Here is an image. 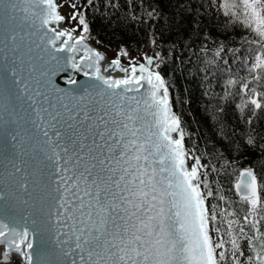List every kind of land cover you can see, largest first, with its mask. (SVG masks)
Instances as JSON below:
<instances>
[{
	"label": "snow or ice",
	"instance_id": "1",
	"mask_svg": "<svg viewBox=\"0 0 264 264\" xmlns=\"http://www.w3.org/2000/svg\"><path fill=\"white\" fill-rule=\"evenodd\" d=\"M33 5L45 7L34 11ZM67 6L73 11L65 17L58 14L53 0H0V13L9 19L17 11H31L39 20V29L32 21L34 30L27 43L15 27L0 31V100L7 102L0 107L9 117L6 120L0 113V122L16 126L7 128L3 140L12 154L5 157L8 164L0 173V202L15 201L25 210L19 219H0V261L264 264V163L259 173L254 167L239 173L235 188L246 205L243 217L226 219L234 215L227 209L218 217L215 207L210 210L205 203L213 192L207 173L200 172L201 160L192 156L194 163L186 164L189 153L183 144L184 131L179 116L170 109L165 80L160 71L146 67L154 57L145 55V63L138 67L131 63L130 71L113 59L110 66L124 72V78L101 75L99 62L104 56L84 43L85 34L90 38L85 10L95 7L94 0ZM219 8L228 18L225 32L231 26L242 33L239 46L221 42L214 51H202L209 63L222 61L229 65V72L230 65L237 64L246 73L239 81L230 76L225 82V96L232 95L227 88L237 83L244 93L236 105L243 119L249 105L264 111V91H257L264 89V0H222ZM62 21H76L78 27H48ZM40 29L46 31L37 43L31 36ZM227 39V35L221 37V41ZM81 49L78 62L75 53ZM159 57L156 53L155 58ZM66 66L83 71L95 82L78 94L54 87L52 77ZM155 67L159 69L160 64ZM145 86L147 91L141 93ZM127 92L141 95L126 96ZM245 122L251 125L252 118ZM218 123L217 134H222L223 143L228 135L226 125ZM237 134L243 146L253 151L259 147V158L264 161V143H257L264 137L234 130L233 135ZM229 143L238 152L243 147L233 140ZM213 232L217 233L215 240ZM37 236L44 247L34 243Z\"/></svg>",
	"mask_w": 264,
	"mask_h": 264
},
{
	"label": "trees",
	"instance_id": "2",
	"mask_svg": "<svg viewBox=\"0 0 264 264\" xmlns=\"http://www.w3.org/2000/svg\"><path fill=\"white\" fill-rule=\"evenodd\" d=\"M66 2L81 5V0ZM221 3L222 0H94L95 7L85 10L90 38L89 34L85 35L102 50L117 53V58L124 53H134L133 58H120L125 62L140 64L145 63V55L154 57L152 66L156 69L155 64H160L156 70L162 73L172 109L180 118L183 144L189 157L200 158L201 155L206 159L205 170L212 163V169L219 171L229 188L227 200L220 199L218 188L215 191L210 188L213 195L206 196V206L210 210L215 207L218 217L222 210L228 209L235 218H242L246 205L235 195L233 183L239 172L248 167H254L259 173L264 161L259 158V147L253 151L243 146L240 135L233 133L234 130L254 131L264 137V111L252 110L249 105L242 119L236 105L242 102L244 93L239 92L237 83L227 88L232 95L225 96V82L230 76L239 81L246 73L237 64H231L229 72V65L222 61L209 63V57L202 51L204 48L214 51L221 42L229 47L239 46L242 33L231 26L225 32L228 18L219 8ZM149 12H153V16L150 17ZM72 23V27H78L76 21ZM225 35L228 39L221 41ZM156 53H160L158 59ZM248 117L252 118L251 125L245 122ZM218 121L226 125L224 130L228 135L223 143L222 134L213 140L203 131V127H209L218 133ZM229 140L241 144V151H236ZM257 143L262 144L264 140Z\"/></svg>",
	"mask_w": 264,
	"mask_h": 264
},
{
	"label": "water",
	"instance_id": "3",
	"mask_svg": "<svg viewBox=\"0 0 264 264\" xmlns=\"http://www.w3.org/2000/svg\"><path fill=\"white\" fill-rule=\"evenodd\" d=\"M54 3H56V0H53ZM45 6L44 5H33L31 10L34 11H40V9H43ZM57 12L59 15L61 13L59 12L57 8ZM27 15V19H25ZM62 16V15H61ZM35 20V27L39 29V20H37L35 17L31 16V11L27 14H25L23 11H17L14 15L13 19H9L8 16H5L3 13H0V31H3L6 28H12L15 27L17 29V32L20 35L25 36V42L27 43L29 40V33L33 31L30 27L32 24V21ZM64 22H59V23H51L48 27L49 28H56L58 30H70L68 27L63 26ZM46 29H40L36 35L31 36L32 40H36L37 43H41L40 37L44 35ZM48 35H51V32L47 33ZM79 35L77 32L73 33V38ZM60 41H57V45H59ZM84 43H86L90 48H92L94 51H99L102 56H104V60L99 62V67L101 69V75L105 77H111L114 79H121L124 78L125 73L123 72L122 77H118L114 75V72L118 70L116 66H113L114 69H109L105 66V63L108 61L107 60V55L104 51L93 45L90 41H88L86 38L84 40ZM51 48V46H48ZM61 55H68V53H62ZM83 55V50L81 49L80 51L75 53V58L79 62V57ZM39 63V61H37ZM120 67L121 68H129L130 71V65H125L122 61H120ZM138 67V66H137ZM107 69V70H105ZM86 71H94V68H86ZM72 81V82H70ZM95 81L91 80L89 77H86L83 74V71H77L74 70L70 67H65L63 71H57L56 75L52 77V84L54 87L61 89L64 92L72 93V94H78L83 90L85 86H88L89 84L94 83ZM122 90V89H121ZM147 91V86L145 88L141 89V93ZM126 96H136L137 98L140 97V93L136 92H127L125 93ZM6 101L0 100V105L6 104ZM16 107L20 108L19 102H15ZM9 108L12 107V105H7ZM135 106V105H133ZM170 106V103H169ZM24 107H27V105H24ZM141 108L143 110V105H141ZM171 111L172 107L170 106ZM0 113L3 114L4 119H9L8 113L3 111V108L0 107ZM21 114H22V109H21ZM148 120H151V117H147ZM19 124H24L23 121H18ZM26 126V125H25ZM8 127L16 128L15 125H7L4 124L3 122H0V145H3V150L0 151V173L4 171V165L8 164V160L5 158L7 155L12 154V149L10 148L9 145L3 144L4 137L6 135V130ZM173 137H176L175 133L172 134ZM185 147V146H184ZM186 150V149H185ZM18 151V150H17ZM27 159V158H25ZM29 163H32V161L29 160ZM186 164L188 166V163L186 161ZM158 166V165H157ZM10 167V165H9ZM237 191V190H236ZM30 211V210H29ZM25 214V210L22 208V206H17L15 201H9L8 204H5L4 202H0V219H7L9 216H15L17 219L21 215ZM34 243L36 245H40L41 247H44V242L40 236H37L34 240ZM12 254H16L15 252H11ZM0 264H3V261H0Z\"/></svg>",
	"mask_w": 264,
	"mask_h": 264
},
{
	"label": "rangeland",
	"instance_id": "4",
	"mask_svg": "<svg viewBox=\"0 0 264 264\" xmlns=\"http://www.w3.org/2000/svg\"><path fill=\"white\" fill-rule=\"evenodd\" d=\"M58 2V5H59V9H60V12L62 13V16H65V17H68L71 12H72V8L67 6L69 5L68 2H66V0H56ZM213 3V2H212ZM65 23V22H64ZM65 25L68 27V28H71L73 23L72 21L69 22V23H65ZM106 52V51H105ZM107 56L108 57H117V53L115 52H111V51H107L106 52ZM119 56V55H118ZM134 57V54H129V55H123L122 56L120 55L119 58H122V59H130V58H133ZM121 59V60H122ZM136 65L138 63H135ZM138 66V65H137ZM203 131L209 136L211 137L213 140L217 139L218 137V134H217V130L215 129H210L209 127H203ZM199 158V156H197ZM201 157V155H200ZM204 160L203 164H206V159H203ZM208 162V161H207ZM194 163V160L191 159V157L188 158V165L191 166V164ZM209 166V164H208ZM220 170V169H219ZM207 173V176H208V182H209V188H212L213 191L216 190V188H218V190H220L221 192L219 193L221 196H223L225 198V196L228 198V186L226 185V183L224 182L225 180L222 178L221 174H219V171L217 172L216 170L212 169L211 166L207 167V169L204 171V173ZM240 173V172H239ZM221 180H220V179ZM216 179V180H215ZM217 179L219 181H217ZM224 180V181H223ZM203 189V188H202ZM226 199V200H227ZM233 200V199H232ZM234 206H236V204H234ZM235 208V207H232V209ZM227 211L229 212V210L227 209ZM221 213V212H220ZM230 213H232L230 211ZM226 219H238V218H235L234 215L232 216H228L226 217ZM227 227L226 223L221 227V231H223L225 228ZM246 231H247V228H246ZM217 233L216 232H213L212 235H213V239L215 240L216 239V235ZM225 240L228 239L227 236L224 237ZM244 245H245V249H246V241H243L242 242ZM228 247H230V245H228ZM247 251V249H246Z\"/></svg>",
	"mask_w": 264,
	"mask_h": 264
},
{
	"label": "bare ground",
	"instance_id": "5",
	"mask_svg": "<svg viewBox=\"0 0 264 264\" xmlns=\"http://www.w3.org/2000/svg\"><path fill=\"white\" fill-rule=\"evenodd\" d=\"M56 4L58 5V2L56 1ZM58 10H59V12H60V9H59V5H58ZM61 13V12H60ZM61 15H62V13H61ZM63 26H66L65 25V23H63L62 24ZM67 27V26H66ZM68 29H71V28H68ZM87 39V38H86ZM88 40V39H87ZM89 41V40H88ZM92 43V42H91ZM93 44V43H92ZM94 45V44H93ZM96 46V45H95ZM96 47H98V46H96ZM99 49H101L100 47H98ZM102 50V49H101ZM102 51H104V50H102ZM105 52V51H104ZM106 53V52H105ZM130 54H134V53H130ZM107 55V54H106ZM113 59H118L119 61H122L125 65H130L131 63H129V62H125V61H123V60H121L120 58H117V57H113V58H111V57H108L107 56V62L105 63V66L107 67V68H109V69H114L113 68V66H110V61L111 60H113ZM137 65H139V64H137ZM146 67H149L152 71H158V70H156V69H154V67L151 65V66H148V65H146ZM161 73V72H160ZM114 75H116V76H118V77H122L124 74H123V72L122 71H120L119 69L116 71V73L114 72ZM161 75H162V73H161ZM164 78V77H163ZM165 86H166V83H165ZM169 103H170V100H169ZM170 106H171V103H170ZM172 107V106H171ZM173 110V109H172ZM173 113H174V111H173ZM175 114V113H174ZM176 115V114H175ZM175 135H177L176 133H175ZM185 149H186V147H185ZM187 151V150H186ZM200 158H202V157H200ZM199 158V159H200ZM187 163H188V159H187ZM202 165L204 166V167H201V174H203L204 173V171H205V165L203 164V161H202ZM189 166V165H188ZM211 166L213 167L214 165H212V163H211ZM190 167V166H189ZM244 170V169H243ZM242 170V171H243ZM241 172V171H240ZM220 179V178H219ZM239 179V174L237 175V177H236V179H235V181H234V183H233V190H234V192H235V195H237V197L238 198H240V195L237 193V191H236V188H235V184H236V182H237V180ZM216 180V179H215ZM221 180V179H220ZM217 181H219L218 179H217ZM203 190V189H202ZM204 191V195L205 196H207V191L206 190H203ZM225 199H227V197L225 196ZM241 199V198H240ZM10 256L11 257H13V258H15L16 257V254H12V253H10ZM12 264H15V261L13 260V262H12Z\"/></svg>",
	"mask_w": 264,
	"mask_h": 264
}]
</instances>
